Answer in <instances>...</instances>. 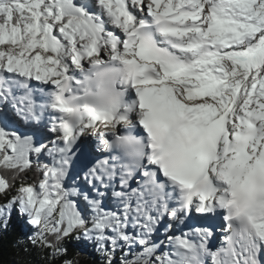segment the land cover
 Here are the masks:
<instances>
[{
    "label": "snow or ice",
    "instance_id": "obj_1",
    "mask_svg": "<svg viewBox=\"0 0 264 264\" xmlns=\"http://www.w3.org/2000/svg\"><path fill=\"white\" fill-rule=\"evenodd\" d=\"M0 46V120L8 119L5 104L25 124H38L48 109L59 114L49 121L52 138L40 143L39 133L0 127V168L42 169L38 187L22 185L0 205V225L18 206L36 229L33 243L60 251L63 239L82 232L108 264L121 247L137 246L119 264H264V0H0ZM97 58L129 67L132 101L67 129L66 109L53 98L79 86ZM128 120L143 130V154L131 168L109 147ZM89 131L99 147L77 148ZM92 151L113 154L89 165ZM9 189L0 177V194ZM109 195L118 210L102 206ZM74 198L87 205V218ZM165 217L214 222L220 246L209 247L213 227L172 236L169 223L163 234L172 250L158 253L165 240L153 235Z\"/></svg>",
    "mask_w": 264,
    "mask_h": 264
},
{
    "label": "clouds",
    "instance_id": "obj_2",
    "mask_svg": "<svg viewBox=\"0 0 264 264\" xmlns=\"http://www.w3.org/2000/svg\"><path fill=\"white\" fill-rule=\"evenodd\" d=\"M131 78L127 65L120 61H104L97 58L81 76L79 86H65L59 93V99L53 103L60 104L66 111L62 113L63 123L67 129L79 128L90 113L105 115L122 111L124 105V86ZM123 131L120 138L110 143L109 147L124 157L131 166L140 162L143 154V139L135 133L131 120L122 122ZM113 131H115L113 129Z\"/></svg>",
    "mask_w": 264,
    "mask_h": 264
},
{
    "label": "trees",
    "instance_id": "obj_3",
    "mask_svg": "<svg viewBox=\"0 0 264 264\" xmlns=\"http://www.w3.org/2000/svg\"><path fill=\"white\" fill-rule=\"evenodd\" d=\"M0 177L5 178L10 189L5 194H0V205L18 194V189L24 185H37L42 179V169H38L34 162L32 167L23 173L0 168ZM20 217L14 212L10 213L7 226L0 225V264H108L105 256L98 250H89L77 234L73 233L63 239L58 245L60 251L44 246L40 242L33 243L31 234ZM48 240L55 243L52 236ZM121 253L115 255L112 264H119ZM131 259V252L129 254Z\"/></svg>",
    "mask_w": 264,
    "mask_h": 264
},
{
    "label": "bare ground",
    "instance_id": "obj_4",
    "mask_svg": "<svg viewBox=\"0 0 264 264\" xmlns=\"http://www.w3.org/2000/svg\"><path fill=\"white\" fill-rule=\"evenodd\" d=\"M3 109L8 114V119L2 120V122H3L2 125L4 124V126L6 127V130L5 131H7V132H16L17 134H20V135H33V133L31 132V130L34 129V128H36V129L39 130V134L38 135H34V139H38L41 136H43V137H46L47 136V139H51L52 138L53 134L51 132H49L47 130V132L49 134V136H48V134L41 129L42 128L41 126H43V127H48L49 126L50 119H47L45 117V120L43 119L44 122L43 121L42 122H39L38 124H35V126H34V124H25V123L21 122L20 121L21 119L19 117L15 116L14 113L11 111V109H9V108H3ZM44 116H46V113H44ZM9 127H11V128H9ZM98 130H105V131H107L106 129H104V126L103 125L102 126L99 125V129ZM85 137H87L86 140H85ZM80 141L81 142L82 141H86L88 143V145L89 144H92V142L95 143V140H94V138H92V136L90 134V131L83 138H81L78 141V143ZM40 142H43V141H40ZM70 172L72 174L69 175V177L67 178V181H71L70 177H73V176L77 175V173H78L77 171H74L73 169H71ZM69 183L72 184V181L69 182ZM81 188L83 190H87L89 193H91V189H88L87 186H84L83 185ZM108 198H110V195L107 196V197H105L102 203L106 202ZM110 201H112V199ZM83 203H85V202H83ZM112 204L113 205H116L113 202H112ZM116 206H118V205H116ZM81 210H82V212H84L83 207H81ZM162 228L163 227L158 226L157 232L154 233V235H153L154 237H156L157 235L160 236V237H156L157 240H161L160 238H164L163 231L161 230ZM166 239H167V236H166L165 240Z\"/></svg>",
    "mask_w": 264,
    "mask_h": 264
},
{
    "label": "rangeland",
    "instance_id": "obj_5",
    "mask_svg": "<svg viewBox=\"0 0 264 264\" xmlns=\"http://www.w3.org/2000/svg\"><path fill=\"white\" fill-rule=\"evenodd\" d=\"M5 47H6V46H0V48H5ZM1 121H2V120H1ZM20 121L23 122L22 120H20ZM23 123H24V122H23ZM3 125H4V124H3ZM34 126H35V124H34ZM1 127H3L4 130H6V127H5V126H1ZM41 127H42L41 129H42L44 132H46V133L48 134V132H47L48 127H43V126H41ZM9 128H11V127H9ZM35 129H36V128H35ZM12 130H13V129H12ZM18 132H19V131H18ZM90 134H91V132H90ZM48 136H49V134H48ZM90 138H91V137H90ZM92 138H93V137H92ZM45 139H47V136H46V137L41 136V137H39L38 139H34V140H35L37 143H38V142L40 143V141H44ZM86 139H87V137H85V140H86ZM94 140H95V139H94ZM34 160H35V158H34ZM40 160L43 161V162H46V163H50V158H48L47 156H44V155H42V156L40 157ZM71 174H72V173L70 172V175H71ZM70 179H71V181H72L73 177H70ZM71 181H67V180H66V185L71 186V184L69 183V182H71ZM38 184H39V183H38ZM38 184L36 185L37 187H38ZM83 185L86 186L85 184H83V182H79V185H78V186L82 187ZM89 194L91 195V193H89ZM74 199L77 200V203L79 204V208H80V210H81V207H83L84 212H82V210H81L82 215H84L85 218H87V217L89 216V211L87 210V205H86L85 203H83L84 201H83L82 199H80V198H74ZM110 200H111V197L108 198L106 202L102 203V206L104 207V206H106V204H107V206L109 205V207L111 208V210H112V209H113V210H117V209H114L116 205H113V204H112V201H110ZM106 209H107V208H106ZM14 212L20 217V221L26 225V227H27L26 229H27L31 234H35L36 229L28 223V217H27L26 215H22V214L20 213V211H19V209H18V206L14 207L13 210L11 211V213H14ZM166 219H167V217H166ZM128 231H129V232H132L133 234H135L134 230L131 229V228L128 229ZM81 234H82V232H81ZM81 237H82V240H83V244L86 245V247H87L89 250H93V251L97 250V251H98L97 242H96L95 240H91V241H89V240H87V239H85V238L83 237V234L81 235ZM156 237H160V236L157 235ZM156 237L153 236V238L155 239V240L153 239L154 242H156V240H157ZM165 238H166V235H164V238H160V239H161V240H165ZM159 241H160V240H157V242H159ZM121 243H122V242H121ZM170 246H171V245L167 244V239H166V240H165V245H162L161 248L158 249V253H159V252H163V251H169V252H171V250H170ZM106 248H107V245H106ZM139 250H142L139 246H137L135 249H132V250H128L126 247H121V249H119L118 251L115 252V254L113 255L112 259H113V258L115 257V255H117L118 253H122V252H124V251H129V252H131V251H139Z\"/></svg>",
    "mask_w": 264,
    "mask_h": 264
}]
</instances>
